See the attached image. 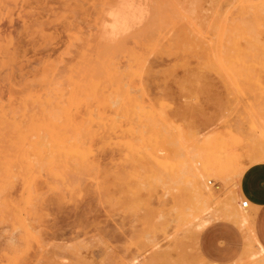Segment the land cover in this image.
I'll use <instances>...</instances> for the list:
<instances>
[{
	"label": "rangeland",
	"instance_id": "1",
	"mask_svg": "<svg viewBox=\"0 0 264 264\" xmlns=\"http://www.w3.org/2000/svg\"><path fill=\"white\" fill-rule=\"evenodd\" d=\"M256 163L264 0H0V264H264Z\"/></svg>",
	"mask_w": 264,
	"mask_h": 264
},
{
	"label": "crops",
	"instance_id": "2",
	"mask_svg": "<svg viewBox=\"0 0 264 264\" xmlns=\"http://www.w3.org/2000/svg\"><path fill=\"white\" fill-rule=\"evenodd\" d=\"M240 192L248 199L249 204L254 206V231L259 243L264 247V163L253 164L243 172Z\"/></svg>",
	"mask_w": 264,
	"mask_h": 264
},
{
	"label": "built area",
	"instance_id": "3",
	"mask_svg": "<svg viewBox=\"0 0 264 264\" xmlns=\"http://www.w3.org/2000/svg\"><path fill=\"white\" fill-rule=\"evenodd\" d=\"M207 185L210 186L213 189H219L220 188V183H218L216 180H214L212 178H209L207 180ZM248 204H249L248 199L245 198V197L242 198L241 205L244 206V207H246V206H248Z\"/></svg>",
	"mask_w": 264,
	"mask_h": 264
},
{
	"label": "bare ground",
	"instance_id": "4",
	"mask_svg": "<svg viewBox=\"0 0 264 264\" xmlns=\"http://www.w3.org/2000/svg\"><path fill=\"white\" fill-rule=\"evenodd\" d=\"M255 55V54H254ZM170 135H172V134H170ZM176 146V145H175ZM158 158V157H157ZM195 158V157H194ZM194 165V164H193ZM237 177V176H236ZM228 180V179H227ZM242 206V205H241ZM248 206H249V204H248ZM248 206H246V207H248ZM242 207H244V206H242Z\"/></svg>",
	"mask_w": 264,
	"mask_h": 264
}]
</instances>
